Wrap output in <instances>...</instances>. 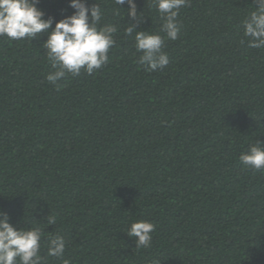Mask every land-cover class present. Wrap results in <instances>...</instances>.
<instances>
[{
    "label": "trees",
    "instance_id": "trees-1",
    "mask_svg": "<svg viewBox=\"0 0 264 264\" xmlns=\"http://www.w3.org/2000/svg\"><path fill=\"white\" fill-rule=\"evenodd\" d=\"M96 2L118 32L92 75L52 85L46 34L0 37V211L62 235L72 264H264V170L239 160L264 146V49L242 28L252 0H189L163 49L170 63L154 72L124 35H164L151 0H136V20L127 4ZM68 5L36 6L54 28ZM138 221L156 226L148 248L127 235ZM40 255L62 264L46 238Z\"/></svg>",
    "mask_w": 264,
    "mask_h": 264
},
{
    "label": "clouds",
    "instance_id": "clouds-1",
    "mask_svg": "<svg viewBox=\"0 0 264 264\" xmlns=\"http://www.w3.org/2000/svg\"><path fill=\"white\" fill-rule=\"evenodd\" d=\"M189 0H151L152 7L159 13L163 24L160 31L164 35L150 34L137 30L136 25L124 29V35L134 39V47L140 53L137 63L148 72L163 70L169 63L168 54L163 51L166 41L178 39L182 25L177 17L181 8ZM254 10L242 21L247 46L264 49V0H252ZM39 0H0V37L10 40L29 41L46 34L43 43L48 61L54 71L49 72L46 80L58 86V81L81 75H92L109 62V51L116 45L115 34L118 27L104 24L105 10L95 2L91 7L87 0H69L71 15L55 22L54 18H44V13L36 6ZM128 5L127 16L136 20V0H115ZM144 20L143 13L140 22ZM103 25V26H101ZM245 43L241 40V44ZM239 160L247 169L264 170V146L259 141L247 152L241 153ZM48 224L56 223L55 217H47ZM155 225L148 221H138L131 225L128 237L134 238L136 248L151 246ZM46 238L47 256L62 259L66 250V240L62 235L47 236L40 227L18 229L9 223L7 213L0 211V264H43L40 255L41 242ZM62 264H72L62 259ZM153 264H159L154 261Z\"/></svg>",
    "mask_w": 264,
    "mask_h": 264
}]
</instances>
